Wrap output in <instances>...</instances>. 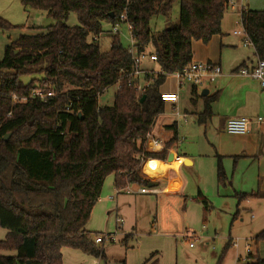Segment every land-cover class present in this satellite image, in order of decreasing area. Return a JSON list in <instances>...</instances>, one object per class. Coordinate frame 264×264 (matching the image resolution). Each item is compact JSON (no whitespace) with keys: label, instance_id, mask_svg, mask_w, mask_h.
I'll list each match as a JSON object with an SVG mask.
<instances>
[{"label":"trees","instance_id":"16d2710c","mask_svg":"<svg viewBox=\"0 0 264 264\" xmlns=\"http://www.w3.org/2000/svg\"><path fill=\"white\" fill-rule=\"evenodd\" d=\"M176 1L178 22L154 33L153 17L169 15ZM22 4L26 11H45L54 23L6 45L0 60V227L8 230L0 239V264H63L66 247L99 256L103 250L86 227L104 183L113 175L116 188L147 186L150 180L141 173L142 160L167 159L168 149L178 140L176 132L163 150H147L146 136L165 110L160 87L166 75L191 62L194 41L208 43L222 34L227 0H22ZM72 12L78 17L76 25L67 23ZM123 12L134 27L138 51L155 54L163 71L144 78L150 83L143 95L136 89L138 80L129 84L124 78L132 70V59L119 37H112L107 51L94 40L104 32L105 22L115 23ZM243 23L258 58L264 60V10L247 8ZM18 27L0 18V32ZM33 74H43L42 84L56 89L57 96L31 98V91L42 87L35 79L25 83L22 77ZM119 79L113 103L100 105L99 95ZM65 87L67 91L61 92ZM14 95L28 100L14 102ZM204 99L200 124L212 117L214 98ZM218 181H226L221 164ZM250 196L237 194L239 202ZM199 198L207 213V199L201 194ZM239 211L238 207L235 216ZM255 240H264V231ZM152 257L143 264H157ZM248 258V264H264L257 254L249 253Z\"/></svg>","mask_w":264,"mask_h":264},{"label":"rangeland","instance_id":"374dc122","mask_svg":"<svg viewBox=\"0 0 264 264\" xmlns=\"http://www.w3.org/2000/svg\"><path fill=\"white\" fill-rule=\"evenodd\" d=\"M17 2V5L21 6V2L18 0ZM0 6L3 7L1 11H6L11 6V2L8 5L1 3ZM245 6L256 10L264 9V0H245ZM10 18L14 22L13 25L19 27L1 32L0 60L4 56L6 45L23 34L35 35L44 31L47 26L54 23V19L45 11L37 9L28 11L20 9L15 17L10 16ZM179 18L180 3L176 1L169 15L153 17L152 30L156 33L169 28L177 23ZM240 20L238 10L228 8L222 22V34L214 36L209 43L196 41L193 45L194 52L210 50L214 58L218 57L223 44L227 41H239L242 38L233 34L235 29L242 27ZM67 23L78 24L76 12L69 15ZM114 25L108 22L103 24L104 32L98 37V44L103 51L109 50L111 46L112 37L115 36L111 32ZM118 29L120 33L117 36L122 44L128 47L130 35L127 24H119ZM223 55L230 57L231 54L226 51ZM194 60L197 59L194 58ZM42 76L43 74L26 75L22 77V80L28 83L35 79L36 86L51 88L49 85L42 84ZM174 81L175 78L171 74L166 75L162 88L174 89ZM215 84L216 81L206 82L203 86H199V92L206 88L212 90ZM67 89L65 87L61 92ZM117 89V84L110 86L99 98V104H112ZM53 90L58 94L56 89ZM188 118L193 126L197 123L194 116L189 115ZM160 120L161 118L158 121ZM204 131V127H199L195 134L191 133L187 138L184 137L183 143H175L179 153L181 149L185 151L187 147L197 152L203 151V160L199 168L201 169L202 165V170L206 172L205 175L202 174L203 182L199 179L200 182L197 183L189 169H185L183 172L187 182L185 190L182 194L168 198L156 194L117 193L113 175L108 176L102 188L100 200L95 205L87 223V229L92 233L93 240L98 234L105 236L102 243H96L103 253L96 256L66 247L63 252V264H143L152 256L153 260L158 259L157 264H248L251 262L248 258L249 251L263 258L264 245L260 243L263 240L257 243L255 237L260 231L257 230L258 224L264 223V200H255L251 204L244 203L240 206L237 216H235L236 202L233 206L229 204L223 207V199L213 191L216 181L215 168L212 172L210 171L212 164L215 166L217 161L216 149L210 144L211 132ZM143 166L141 164V173L150 178L151 176L143 170ZM130 185L132 188L141 186ZM201 185L205 189H201L203 195L209 200L210 209L207 213H205L203 202L197 196ZM117 217L122 218L123 221L118 222ZM7 233V229L0 227V239H4ZM234 242H237L238 246H234ZM190 243H193V246H190Z\"/></svg>","mask_w":264,"mask_h":264},{"label":"crops","instance_id":"0c3cea01","mask_svg":"<svg viewBox=\"0 0 264 264\" xmlns=\"http://www.w3.org/2000/svg\"><path fill=\"white\" fill-rule=\"evenodd\" d=\"M18 1L21 2V6L17 5V0H8L7 2L6 0H2L1 3L5 5L11 2V6H9L6 11H1L3 7L0 6V18L13 24L14 22L11 20L10 16L15 17L20 9L23 11L25 10L22 0ZM17 8H19L18 12ZM248 9L251 8L248 6ZM195 42L196 41L193 42V45ZM242 44V38L239 39V41H227V43L221 46L220 55L216 58L213 57V53H211L210 50L205 52H194L193 49V59L196 58L199 61H209L219 64L223 70L222 75L216 80L214 89L211 90L206 88L208 90V94H206L208 95V99L214 98L211 103L212 117L205 124L199 125L198 116L204 110L206 102L204 97L206 95L202 96V92H199V88L187 86L180 91V106L188 116H194L197 123H195L194 126L191 124V121L184 125H182V123L179 125L176 124L173 116L170 114L171 105L166 104L164 112L158 115L152 129V134L158 143L155 147L153 144L151 145L152 142L147 145V150L149 151H161L165 148V143L173 137L175 132L178 135L176 143L180 142L181 144L183 143L184 137L187 138L191 133L195 134V131L199 130V127H204L205 133L210 131V144L216 149L215 157L217 159L215 166L212 164V170L210 168L211 172L213 168H215L214 171L216 174L213 191L219 198L223 199V207L229 206V204L233 206V203L236 202L237 209L244 203L251 204L255 200H264V88H262L259 81L256 79L234 73L239 66L254 64L258 59L255 48H248ZM222 47L224 48L222 49ZM226 51L231 54L230 57L223 55ZM142 66L147 69L158 68L157 64L149 61L145 62ZM175 82L176 80L173 84L174 89H164L161 86L160 91H175ZM201 101L202 103H200ZM241 116L252 119L250 132L244 135L227 132V121L231 118ZM159 118H161L160 121H158ZM259 118H261V120H258ZM173 125H175L174 129L170 128V126ZM174 145L173 148L168 150L174 153L175 159L178 158L181 160L177 167L168 168L166 171L154 169L147 164V161L156 158H148L143 166V170L148 173L147 175L151 176L150 178L146 176L147 179L149 178L150 183L144 187H155L157 191L154 193L134 192L131 194H156L158 196L164 195L168 198L182 194L187 183L183 174L185 169H189L197 183L199 179L203 182V175H205L206 172L204 173L205 170H202V165L201 169H199L200 162L203 160V151L197 152L187 147L184 149L185 151L181 149L183 153L182 151L179 153V149ZM156 160L170 162L167 159ZM185 160H188L187 164L184 163ZM220 164L226 175L224 184H220L218 181V166ZM211 172L210 175H212ZM150 184L153 185L150 186ZM134 188L137 190L139 187ZM201 189L205 190L202 185L199 186L197 192L198 198L199 194L204 196ZM237 194H253V196L239 202ZM111 199H114V197H111ZM207 201L209 204L208 199ZM257 230H260L258 231L259 233L264 231V223H259ZM260 243L264 245V240ZM64 251L65 248L63 249V252ZM156 260L158 262V259ZM151 261H154L153 257Z\"/></svg>","mask_w":264,"mask_h":264},{"label":"built area","instance_id":"2783aa9c","mask_svg":"<svg viewBox=\"0 0 264 264\" xmlns=\"http://www.w3.org/2000/svg\"><path fill=\"white\" fill-rule=\"evenodd\" d=\"M227 7L238 10L241 20L240 23L242 25L241 28H237L233 31L234 35L241 36L243 38L244 46H252L254 48V44L249 37L247 30L243 23V14L246 11L247 7L245 6V0H227ZM125 23L129 29L130 35V44L127 48L128 54L132 59V70L124 75V78L128 79L129 84H133L136 80H138L136 84V89L139 91L140 95H143L149 86L150 81L145 80L147 76L156 75L159 72H163L160 69L155 68H143V64L147 61L157 64V56L150 52H139L137 47V40L134 34V27L131 22L128 20L126 12L120 14L111 31L115 35H119L120 30L118 29L119 24ZM1 35V32H0ZM95 41H98V37L94 38ZM223 73L222 67L219 64L209 62V61H197L192 59L191 62L186 65L183 69L175 71L171 75L175 77V91H160V97L162 101L166 104L171 105L170 114L173 116L176 124H187L189 122L188 114H186L180 106V91L185 89L187 86H192L194 88H199V86H203L206 82H215ZM236 74L244 77H250L259 81L262 88H264V60L258 58L254 64H246L239 66L235 72ZM118 89L121 86V79L117 81ZM117 89V90H118ZM57 93L53 89H43L36 88L31 91V98H39L41 100H45L47 98L56 97ZM101 96L99 95V98ZM28 100V97H18L16 95L13 96L14 102H25ZM11 115V113H9ZM258 120H261L259 118ZM252 123V119L246 116H241L237 118H231L227 121L226 130L231 134H239L244 135L250 132V125ZM147 145L152 142L157 144V140L152 134V130L147 134ZM147 160V159H146ZM146 160H142V164L144 165ZM157 191L155 187H139L137 190L131 187L130 184L123 188H117V193H154ZM118 222H122V218H117ZM189 237V236H186ZM105 240V236L98 234L94 242L99 244ZM112 240V239H111ZM234 246H238L237 242L233 243ZM190 246H193V243H190ZM249 251V250H248ZM248 253H251L249 251ZM241 259L240 257L238 258Z\"/></svg>","mask_w":264,"mask_h":264},{"label":"bare ground","instance_id":"6f19581e","mask_svg":"<svg viewBox=\"0 0 264 264\" xmlns=\"http://www.w3.org/2000/svg\"><path fill=\"white\" fill-rule=\"evenodd\" d=\"M154 145V147L156 146L155 143H151V145ZM175 159V155H174V158L173 160ZM148 160V159H147ZM172 161V160H171ZM167 162V161H158L156 159H149L147 161V164L154 168V169H157V170H161V171H166L168 168H174V167H177V165L179 164V162L181 161L180 159L176 158L174 161L172 162Z\"/></svg>","mask_w":264,"mask_h":264},{"label":"water","instance_id":"95a60500","mask_svg":"<svg viewBox=\"0 0 264 264\" xmlns=\"http://www.w3.org/2000/svg\"><path fill=\"white\" fill-rule=\"evenodd\" d=\"M206 94H208V90H207V89H203V90H202V96H205ZM144 98H145V96H143L141 100L143 101ZM8 137H9V135H7V136L5 137V139H8ZM173 158H174V153H173V152H169V153H168V156H167V160H168V161H171V160H173ZM184 163L187 164V163H188V160H185ZM152 185H153V184H150V186H152ZM27 264H30V263H27Z\"/></svg>","mask_w":264,"mask_h":264}]
</instances>
